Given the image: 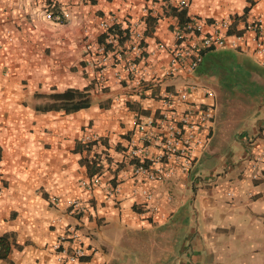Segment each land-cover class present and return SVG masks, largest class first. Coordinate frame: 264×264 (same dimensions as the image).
Wrapping results in <instances>:
<instances>
[{
  "label": "crops",
  "instance_id": "obj_1",
  "mask_svg": "<svg viewBox=\"0 0 264 264\" xmlns=\"http://www.w3.org/2000/svg\"><path fill=\"white\" fill-rule=\"evenodd\" d=\"M177 1L0 0V236L9 242L0 264H264V52H254L247 27L259 25L264 45V0H189L186 7L205 30L228 20L230 33L246 39L239 48L212 51L233 52L262 69L250 73L257 89L244 87L255 109L214 114L190 172L147 180L123 156L139 139L135 116L154 117L158 97L182 81L161 76L168 52L159 47L173 41L177 19L169 9H178ZM48 3L70 17L48 20ZM109 14L144 19L139 64L150 62L146 78L161 76L145 93L119 83L118 48L106 52L103 78L96 67L101 55L84 48L98 40V22ZM188 79L208 89L224 87L215 75L196 71ZM70 87L89 88L92 104L71 112L36 109L46 99L35 94ZM190 97L210 100L202 89ZM85 136L99 139L85 145ZM256 155L260 174L252 179ZM94 160L101 168L92 174ZM111 185L119 191L108 196ZM74 199L80 213L68 206ZM72 229L88 255L67 262L53 244L75 245Z\"/></svg>",
  "mask_w": 264,
  "mask_h": 264
},
{
  "label": "built area",
  "instance_id": "obj_2",
  "mask_svg": "<svg viewBox=\"0 0 264 264\" xmlns=\"http://www.w3.org/2000/svg\"><path fill=\"white\" fill-rule=\"evenodd\" d=\"M178 7L184 8L189 4V0H178ZM147 8L143 9V12ZM46 18L52 22L67 20L70 13L67 10L53 9V4L48 3L44 12ZM126 22V24H124ZM117 25L120 32L113 33L109 28ZM98 26L105 34L104 41L98 42L88 40L84 48L88 52H95L101 55L96 67L100 70V76L105 74V64L107 53L113 49L116 51V58L120 61V69L116 71L119 83L130 84L137 93H145L148 84L156 83L161 76L164 79H182L171 90H165L161 96L160 106L154 117L142 119L136 115L134 124L139 131V139L132 142L123 153L133 166V173L147 180H165L176 171L190 172L193 167L196 154L195 151L202 148L208 141L212 131L214 117V101L210 89L199 85L197 81L189 80L198 68L202 60L201 50L203 48H239L246 43L242 34L230 33L228 28L230 22L224 20L221 27L205 30V24L190 19L184 28L176 26L174 29L173 41L169 44L159 43V47L168 52L167 65L162 70L161 76H153L149 79L151 65L150 62L139 64L138 59H142L144 51V19L141 17L132 19H119L116 14H109L99 20ZM254 34V52L261 54L264 52V45L258 38L259 25L256 22L247 25ZM119 36H126L127 39L122 45L119 44ZM129 40L128 43H126ZM126 43V45H124ZM1 45V42H0ZM122 47V48H121ZM128 49L134 55H127ZM113 61H116L113 60ZM264 64V60L261 61ZM157 77V78H156ZM202 89L205 97L210 100H197L190 97V92ZM92 140L85 136V141ZM139 142V143H138ZM261 157L256 155L252 161V179H257L260 174L259 162ZM95 183L96 180H93ZM88 183V187L93 184ZM0 184V191L2 190ZM146 199H151L150 191L139 188L136 189ZM119 186H109L108 196L118 193ZM228 194H231L228 192ZM68 206L73 212L80 213L82 206L74 200H68ZM71 238L75 245L64 246L60 240L53 244L54 250L64 254L67 262H74L88 255L86 248L81 243V234L77 229L70 231Z\"/></svg>",
  "mask_w": 264,
  "mask_h": 264
},
{
  "label": "trees",
  "instance_id": "obj_3",
  "mask_svg": "<svg viewBox=\"0 0 264 264\" xmlns=\"http://www.w3.org/2000/svg\"><path fill=\"white\" fill-rule=\"evenodd\" d=\"M84 1L94 3L95 0ZM186 10V7L177 9L173 6L169 9L170 14L176 17L177 26H179V28H184L187 22L190 20ZM152 21H155V18H153ZM124 24H126V22H124ZM118 27L119 26L114 25L109 28V31L113 33L120 32ZM228 32H231L230 28L228 29ZM104 37L105 34L101 32L97 37V41L103 42ZM126 39V36H119V44L122 45ZM214 49L215 48L207 47L201 50L202 60L197 68L198 73L215 75L216 77H218L219 83L226 89H232L234 85L235 87L237 85L242 88L254 87L257 89L258 84L251 79L250 73L251 71L260 73V70H262L260 67L256 66L255 64L249 66V61L242 62L241 59H238L237 54L233 52H213L212 50ZM244 84L248 85L244 86ZM35 95L36 97H44L46 99V101L42 105L36 106V109L40 110L54 109L71 112L77 111L82 108H87L92 104V98L89 88L78 89L70 87L63 91H55L48 94ZM98 139L85 142V145H91ZM93 164L95 165V168L92 174L99 173L101 168L99 160H94ZM8 250L9 242L7 238L0 236V257H5Z\"/></svg>",
  "mask_w": 264,
  "mask_h": 264
},
{
  "label": "rangeland",
  "instance_id": "obj_4",
  "mask_svg": "<svg viewBox=\"0 0 264 264\" xmlns=\"http://www.w3.org/2000/svg\"><path fill=\"white\" fill-rule=\"evenodd\" d=\"M210 90L214 97V114L218 116L222 110L224 113H234V115H242L247 113L249 109L254 110V105L247 102L249 98L246 89L237 86L232 89H217L215 85L210 86ZM251 90V89H250ZM254 90H256L254 88ZM229 91V92H228Z\"/></svg>",
  "mask_w": 264,
  "mask_h": 264
}]
</instances>
